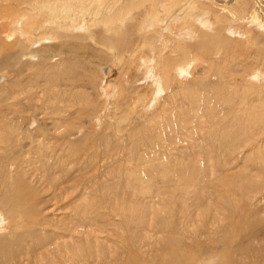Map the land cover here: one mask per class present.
<instances>
[{
	"label": "bare ground",
	"instance_id": "6f19581e",
	"mask_svg": "<svg viewBox=\"0 0 264 264\" xmlns=\"http://www.w3.org/2000/svg\"><path fill=\"white\" fill-rule=\"evenodd\" d=\"M32 1L33 0H18V3L21 2L22 4ZM59 1L61 10L58 12V14L63 15L69 10L68 4L74 0ZM106 1L109 2L108 0H93L92 4L98 7L101 4L106 5ZM114 3L118 4L116 1H114ZM114 3L111 5L108 3L107 8L110 10V7H113ZM16 5L19 6V4ZM136 7L137 10H139L140 7H144L146 10L145 13L143 12L144 14L142 15V18L140 17V19H143V23L148 25L152 29V32L147 33L146 30H142L137 25L135 27L136 29L134 33L136 34L138 39L136 40L138 42H135V44L133 42V48L128 50L129 45L123 44V36L126 37L128 35L127 37H130V33L121 30V28L118 26L110 24L111 26L107 27V31L113 30L112 38H110L111 36L108 35H106L107 37H105V35H99L100 38L98 36L97 38L99 39L94 40L95 43L100 46V49H102L103 53L104 50L107 51V54L106 52L103 54L104 56L98 54V52L95 51V49L91 46H85V48L82 50L79 49V45L77 43H75L72 47L66 43V38H70L66 34L71 33L68 29V25H72L79 20L82 22V24H84L86 16L84 17L79 15L76 19H67L66 21L62 22L64 24L62 29L60 31H55L54 27L46 28L47 26L45 27L43 23L37 22L35 18L29 15L27 10L19 11V7H13L14 10L12 12L17 13L18 15L14 19H9L7 24H5L6 21L4 20L5 23H3V25H6V29L9 28V31L5 34V36L3 35V39H7L8 45L6 44L0 46V51L2 52V54L0 53V69L3 68L4 65L13 66V64H15L17 61L19 62L20 66H29V64H31V58H34L37 55H40L38 59L41 58L42 60L39 61L37 59L39 64H43L46 61L48 62L49 60L46 59L52 56L55 57L56 55H61L60 53H66L68 61L61 60L59 57L58 59L61 60V62L57 64V66L62 65V67L59 72L58 69H52V72H55V83L62 81L63 86L66 88L64 93L68 97V102L72 100V89L74 88L75 84L78 82H91L96 86L95 90L93 91L95 94L91 98L88 96L83 97L82 100L83 102H86L85 104L88 107V111L89 109L90 111L93 110V113L97 110L98 104L100 102L97 101V99L101 98L102 100L104 97L102 104H99V110L97 113L98 116L96 117L97 123L104 121V123L108 124L111 120H114L118 114L122 113L123 111L127 112L129 108L132 113L134 112L136 116H139V119H141V121L139 120V123L135 120H130V122H132L133 125L137 124L134 125L135 128L141 127V131H149L156 137L157 141H159V147L155 152L147 153L148 156H145L146 158L144 155L141 156L142 159H145V164L149 162L150 164H155L157 167L156 172L158 173L156 174L154 170H152V173L157 177V179L152 174L149 184H147L144 188H141L138 182L143 178V172L141 169H139L141 167H139L137 171L132 170V168L134 169V167H132L130 168L132 170L130 172L132 173L133 177L127 186L128 191L137 194L143 199L145 198V204L150 208H152L153 205L157 203V200H159L163 194V185H170L174 186L175 188L181 187L184 191V200L182 201L183 203H181V205L178 207L183 208V213L185 215L190 213V209L195 206L205 207L213 213L214 205L217 204H214V201L223 197H211L213 191L212 194L204 195L203 191L196 188L195 185L200 184L203 188V185L213 182L214 186L218 185L216 187L218 189L219 185L223 186L226 183H229V187L232 188L234 182L240 180L241 183L243 181L242 179H244L245 173L241 174V179H239L236 175L239 173L234 172L233 174L235 177L233 180H231L229 178V173L226 172L230 163L223 165L221 164L222 159L217 158L215 155H203V152H193L192 157L202 158L203 160L201 161H203V163L204 160H212L214 162L208 165L205 170V164L201 169H199V171H197L195 166L189 167L188 170H185L186 166L184 165L186 164L185 161L187 159L184 158L182 152L186 148L184 150L181 149L180 147L182 145L180 147H172L173 144L171 145V148L168 147V145L171 144L169 142L172 141L173 143H176L177 141H180V135L181 139L182 136L187 135V139L190 140L191 143L194 141L198 142L199 140L197 138L195 140L193 139L195 138L194 136H196L194 134L197 133L196 131H203L204 133L202 132L203 136L200 141H202L203 145H206L207 150L210 151L212 147L214 149L216 145L217 147L221 148L226 146L232 148L234 143L240 141V139L237 136L230 137L233 136L231 134L223 135V131L220 128L223 127V125H221V121L226 115H230L229 120H226V122H230L229 125L232 126L233 131L235 126H245L247 129L245 134H248L247 137L249 138V141L243 142V144H241L242 146L240 145L239 148H242L241 150H243V148H247L246 145L249 143L248 149L249 153L251 154V176L258 178L255 181L251 180V184L247 182V184L242 185V192H246L245 195H248V192H251L252 202L255 203V205H258V202L262 203V201H264V92L261 89L263 88L264 90V60H260L263 66L262 69L252 70L255 75L250 74L252 73L251 70L247 72L244 71V66L246 64H244V66H240L239 64L241 61H245V59L247 60V58L250 60L253 58V56L258 57L259 55L257 54V48L260 46L257 41L253 39V37L252 39H249L247 35V32L249 31L248 29L245 30V26L249 27L252 24H255L259 27L261 26V28L264 26V0H137ZM42 8L43 4H39V6L35 7L33 11L39 13ZM113 9L116 8H112V10ZM114 12L111 11V13H113L119 21L123 20V18H126L129 14L131 15V12L128 13V11H126V14L123 13L124 15L120 14V16L117 15L121 12ZM141 14L142 13L138 15L141 16ZM0 18L3 17L0 16ZM18 23L22 24H19L18 26ZM81 26L82 25H76L74 28H80ZM163 26H166L165 30L167 34H163L161 32ZM42 28H46L44 33L40 35L38 34L37 36L32 34L33 31L35 32L36 30ZM140 30L143 31L142 34H139ZM225 31L228 33L232 32L234 35L237 34L238 37H241V35L244 33L245 41L242 43V41H238L236 39L235 42L232 43L230 41L231 38H229V35L227 36V34H225ZM207 35L212 37L211 39L214 41V43L210 44L215 48V54L213 55H209L207 53V47H209V44L205 45L202 44L203 42L205 43V41L201 42V37L203 38L204 36L207 38ZM73 37H75V39L77 38L75 35H73ZM167 37H171L172 40L169 41L172 44L166 43L168 39ZM187 37H191L197 41L193 44L194 50L192 48L191 52L187 49L191 46V43L189 44L185 42L187 41ZM84 38L94 39V34L90 32V34L86 35ZM84 38L82 37V39ZM120 38H122V40H120ZM211 39L209 38L207 40ZM56 41L59 42V44L55 45L54 47L53 44H55L54 42ZM0 43L2 42L0 41ZM23 43L28 44V48L25 49L23 47ZM146 43H150L157 52V56L160 57L157 62L156 59L154 61L147 59V52L145 50ZM255 43L258 45L256 46ZM238 46H244V49L239 51V53H233V50L237 49ZM262 48L264 49V46H262ZM231 49H233L232 52ZM252 49H254V52L252 51L254 55L251 54ZM59 50L65 51L63 52ZM165 50L167 54L161 57V52ZM82 52L87 53V56L90 57L91 60L96 59L94 61L95 67L89 68L90 65H88L89 70L84 69L85 71L79 74L72 73L67 68L64 69L68 63L73 61L72 57L74 55L75 57L78 56L77 58L85 64L86 61L81 59V55L79 56V53ZM224 54L226 56H224ZM23 56L24 58L22 60L21 58ZM212 56L215 57L213 58ZM107 58L109 59V63L107 62L108 64L106 66L104 63L102 64V61ZM216 58H220L222 62L218 64L219 61L217 62ZM141 60H143V63L140 69H142L143 74L149 76L152 83L147 84V89L144 88L140 94L131 95V92L127 87H125V84L131 85L135 79L134 81H131L128 72L131 70H136L139 67V64H135V62H141ZM203 61H207L209 64L203 66ZM200 62L202 64H199ZM102 65H104L102 71L106 79H99V68ZM111 65H114L115 67L113 66V68ZM227 65H230V68H228ZM247 65L249 64L247 63ZM57 66H54L53 68H57ZM191 70L196 75L200 74L202 76L200 79L203 80V85L201 84L200 87L193 86L195 83L189 85V83H192V78L190 80L183 79L190 76ZM241 71L245 72V74ZM10 72L11 69H7L6 72H4L5 76L11 77L12 72ZM118 72H120L119 74L127 77L122 79L121 76L118 75ZM91 74H94V77H97V79H92ZM236 74L237 76L239 75L238 79ZM113 75H117L116 78H114ZM59 76L66 78L61 80ZM211 76H217L218 82L217 79L215 80L211 78ZM241 76L244 77L240 79ZM103 80H105L106 83L102 82ZM202 80L199 82V84L202 83ZM258 80H262V83H256ZM96 81L98 82L95 83ZM160 83H163V88L154 95L155 90ZM242 83H244L245 86L240 87ZM245 96L246 103H242L240 104L241 106L238 107L239 101L245 102ZM79 98L81 97H77V99ZM173 99L177 101H174ZM10 101L12 102V100ZM1 102L4 101L2 100ZM68 102L67 104H69ZM167 103H172V108H167ZM130 105H133V108ZM5 109L3 110L4 112L0 113V144L6 146L12 145L14 146L12 150L15 151L17 143H20V138L22 137V133L25 131L26 127L21 119V115H19L22 114L21 112L8 110L6 106ZM220 111L224 113V116H216ZM86 113L88 114L89 112ZM102 113L104 114L101 115ZM161 114L163 115L162 118H160ZM4 118H6V120H4ZM75 120H77V118L73 117V123H75ZM3 121H7L8 124L3 123ZM10 122H13L14 125H10ZM75 125H78V123ZM114 125L116 126L117 124ZM107 127H104L101 133L106 137L102 136V138L98 139L99 141L107 140ZM217 128H219V131L222 133V136L218 135L219 141L215 139V136L218 134ZM66 129L68 131L67 136H69V138L73 137L74 132L72 133V131H75V129L71 126L66 127ZM120 131H125V128H114L112 132L113 136H117V134L119 135ZM233 134L235 135V131ZM133 137L134 132L132 131L128 134V138L132 139ZM87 139H89V137L85 138V141ZM194 143L193 145H196ZM108 147L109 146H107V148ZM184 147H186V144ZM47 150L48 148L46 145H44L41 149L36 151L34 156L28 155L29 157L26 160H22V158H20L21 160L13 159L14 163L17 164L16 170L18 171L21 166L24 172L21 174V176L24 178V174H26V179L22 178L23 180H20L17 178L18 175L16 174V180L14 183L15 178L8 176V166L10 163H7L6 165L5 177L4 175L0 174V183H5L7 185L10 180H12L14 183L12 186L13 188L10 190V192H8L10 197L5 195V192L1 191L2 188H0V241L2 242L0 244V264H23L24 261L25 264H55L52 263V261L55 260L54 258L52 260H46V254L47 252L50 254V252H52L51 250L55 251V253L58 252L59 255L62 253L63 255L67 256L68 258H65L68 259L69 262L65 264H91L92 262H94L93 264H95V262L96 264H144L146 259H148L150 256L157 255L161 256V259H165L168 253H170V256H173L175 255L174 253L176 251L179 252L180 250L181 252L179 255H177L178 258L176 259V264H256L255 262H252V260H256L255 254L261 260L258 264H264V259H261V255H259L260 253L264 256V249L261 250L259 248V242L255 244L254 234L251 232V230H248L249 236L246 238L249 239L250 242L243 245L231 246L233 237L229 235L224 229V227L227 228L232 226L235 223L234 219L237 217H239V220L241 221H244V219L247 218L250 220V218L246 215L232 217L231 219L234 221H227L220 216L212 217V219H209L206 222L207 224H205L204 227L198 230L199 232L196 236L193 234V232L189 231L187 220L184 226L177 227L176 224H170L164 219L159 220L157 217V219L154 220V225L152 226L149 225L148 220L144 219L146 212L148 211L145 205H139V203H136L134 206H129L127 209H125L124 212L127 211V213H124L122 212V209L118 207V205L122 203H115L111 204L110 208L115 209L112 212H120L122 220L120 224H124L127 227V229L124 230L126 233H128L125 236V240L131 239V241L125 243L126 247L120 246L121 249L114 250L112 245L115 247V245H117V240L112 238L114 236L116 239H119L120 235H112L106 239V242H108V245L110 244L111 247L101 244L98 248L103 249V251L97 249V251H99L98 253H90V249L85 247L83 244L84 238L90 239L105 232L107 234L110 232L111 235L110 228L113 226L115 228L118 227L115 224H111V221L107 222L97 219L96 217H94L92 220L85 221L81 226H79V221L72 219L70 220L68 226H59L60 228L56 227L55 230H51L53 238H44L47 232H45V228L39 225V215L35 218L28 216L26 219H23L24 211L17 209V207L24 196L23 193L28 194L32 181L44 185L42 194L52 192V199L55 195L54 192L57 185V179L52 177L53 175L49 174L48 170L50 169V172L52 171L53 173L57 174L60 172L68 174L69 172L66 170V165H64L63 161H69L68 164L72 165H75L76 161L74 159V155H62L59 158V162L53 165L51 164L50 160H47ZM236 150L234 151L232 149L229 154L230 157L227 154L226 160H228V162H234V154L237 152ZM253 150H255V152L251 153ZM173 151H175V153H173ZM127 152L129 153V151ZM160 152H165V154H168L169 156L166 157L164 155L161 158L160 155L162 153ZM176 153L178 155H176ZM155 154H158V158L153 157ZM36 157H38V159H36ZM175 162L179 165L173 166L172 163ZM165 165L167 166L164 168L163 166ZM144 168L143 171L145 170ZM11 169L10 171H13ZM35 170L38 171V174L36 175H34ZM170 171L173 175L168 174ZM149 172H151V170ZM62 173L60 175H62ZM144 175L147 177L145 172ZM46 176H48V178ZM79 179H81V177H79ZM151 179L155 183H153L154 185L152 186L156 187L154 192L151 191ZM79 182L81 183L80 180ZM30 190L32 191L31 188ZM204 196H206V200L209 201V204L204 203ZM129 198L131 199L130 196ZM51 199H44V203ZM26 203L27 202L23 203L24 206ZM184 203L185 205H183ZM215 206L216 209L225 210L221 206ZM165 207L168 209L170 208L168 202H166ZM263 208L264 207L260 208V210L254 211L253 214H260L262 210L264 211ZM97 217H101V215H98ZM200 220L202 221L203 219L200 218ZM3 221L4 224L2 225ZM219 221L221 223L223 221L225 225L220 226ZM253 222L254 226L263 223V221L256 219L254 215ZM215 225L218 226L216 227ZM88 226H91L92 230L87 231L86 228ZM7 229L10 232H8V234L6 232ZM209 230H211V232ZM112 231L116 234V230ZM137 231H139V234L136 233ZM142 234L147 235L144 236L145 238H142ZM14 235H17L19 238L24 236V239L23 242H19L17 244L18 246H13L11 244L13 246L12 247L10 242L13 241L12 238ZM9 236L12 237L9 238L10 242H7L6 240ZM201 236L205 237V245L202 244V240L200 239ZM64 239H69L70 242L66 243L61 241ZM193 239H195V241ZM54 240L61 241L64 246L62 248L59 247L54 243ZM113 241L115 242L113 243ZM86 244L87 246L90 245L87 242ZM89 247L91 248L92 246ZM22 249H25L27 252L24 253ZM120 251L121 254L119 253ZM52 254L54 253L52 252ZM53 256H55V254ZM26 257L30 260H27ZM66 259L64 260L63 258L62 260L66 261ZM155 261L158 262L157 259H155ZM159 261L161 262L160 259ZM58 263L60 264V262H57V264Z\"/></svg>",
	"mask_w": 264,
	"mask_h": 264
},
{
	"label": "rangeland",
	"instance_id": "374dc122",
	"mask_svg": "<svg viewBox=\"0 0 264 264\" xmlns=\"http://www.w3.org/2000/svg\"><path fill=\"white\" fill-rule=\"evenodd\" d=\"M2 1L0 0V16L3 17V18H0V33H1L0 41L2 42L0 43V46L7 44V39L6 40L3 39V35L5 36V34L9 31V28L6 29V25L4 26L3 23H5L6 21L5 24H7V21H9V19H14L18 15L17 13L12 12L14 10L13 7H19L18 9L19 11L27 10L29 12V15L35 18L37 22L43 23L45 27L47 26L46 28L54 27L55 31H60L64 25L62 22L66 21L67 19L68 20H72L73 18L76 19L79 15H82L84 17L86 16V20L84 21V24H82V22L79 20L73 23L72 25L71 24L68 25L69 26L68 29L71 33L66 34L67 36L70 37V38H66V43H68L71 47L75 43H77L79 45V49H82V50L85 48V46H91L92 48L95 49V51L98 52V54H101L102 56H104L103 54H105V52L107 54V51L104 50V53H103L102 49H100V46L97 45L94 40L99 39L100 38L99 35L101 36L105 35V37H107L106 35H108V36H111L110 38H112L113 30L107 31V27L111 26L110 24H113L114 26H118L121 28V30H124V31H127V33H130L129 35L130 37H127L128 35L126 37L123 36L125 39V40L123 39L124 41L123 44L129 45L128 50L133 48L132 45H134L135 42L136 43L138 42L136 34L134 33L136 29L135 27L137 25L142 30H146L147 33L152 32V29L148 25L143 23V19H140V17L142 18V15L146 12V10L144 9V7H140L141 10L140 9L137 10V7H136L137 0H127V1L126 0H120V1L114 0L118 2V4H115L113 0H108L109 2L106 1V5L101 4L98 7L92 4L93 0L92 1L89 0V2L88 0H74L68 4L69 10L63 15L58 14V12L61 10L59 0H33L32 2H27V3H22V4L21 2L18 3V0H14V1L5 0L3 2ZM21 1H25V0H21ZM102 1H105V0H102ZM15 2L16 4H19V6H17ZM108 3H110V5L114 3L115 7L114 5L113 7L112 6L111 7L116 8V9L112 10V8L109 6L110 7V10H109L107 8ZM39 4H43V8L41 9V11H39V13H37L36 11H33V9L35 7H38ZM115 10L117 12H121V13H118L117 16H120V14L121 15L126 14V11H128V13L131 12V15L129 14L126 18H123V20L119 21L115 17V15L111 13V11L114 12ZM140 13H142L141 16H139ZM47 23H52V24H47ZM19 24H22V23H18L17 25L19 26ZM76 25H82V26L80 28H74L76 27ZM18 26L16 27L19 28ZM245 27H246L245 30L248 29L249 31L247 32L249 39H252L253 37V39L257 41V43L259 44L261 48L260 47L257 48V54H259L258 57L253 56V58H251L250 60L247 58V60L245 59V61L244 60L241 61L239 65L244 66V64H246L245 65L246 67L244 66V71L247 72L251 70L252 73L250 74L255 75V73H253L252 70L262 69L263 67L261 64L262 62H260V60L261 61L264 60L263 58L264 49L262 48V46H264V26L261 28V26L259 27V26H256L255 24H252L249 27L248 26H245ZM46 28L38 29L35 32L33 31L32 34L34 36H37L38 34L40 35L44 33ZM165 29H166V26H163L161 29V32L163 34H167ZM142 30H140L139 34L143 33ZM90 32L94 34V39L84 38L86 35H89ZM225 34H227V36L229 35V38L234 40L233 41L230 39L232 43L235 42L236 39L238 41H242V43L245 41L244 33L241 35V37H238L237 34L236 35L232 34V32L228 33L227 31H225ZM73 35H75L77 38L75 39ZM98 36L99 38H97ZM82 37L85 40L82 39ZM122 38H120V40H122ZM209 38L211 39L212 37H209V35H207V38H205L203 36V38L201 37L202 41L201 40L200 41L201 42L205 41V43L203 42L202 44H205V45L209 44V47H207V53L209 55H213L215 54L214 53L215 48L212 47V45L210 44L214 43V41L213 39L207 40ZM169 40H172L171 37L167 39L166 43L172 44ZM186 40L187 41L185 42L189 44L191 43V46L187 48L191 52L192 48L194 50L193 44L197 41H195L191 37L190 38L187 37ZM48 43H51V42H48ZM54 43H55L53 44L54 47L55 45L59 44V42L57 41ZM258 44H256V46ZM244 46H238L237 47L238 50L231 49V52L233 50V53H239V51L244 49ZM23 47L25 49L28 48V44L23 43ZM75 47L78 48L77 46ZM145 50L147 52L146 54V57H148L147 59H150L151 61H154L156 59V62L160 59V57L157 56V52L155 51L154 47L150 43L145 44ZM253 50L254 49L251 50L252 55H254ZM59 51L64 52L65 50H59ZM0 53L2 54L1 51ZM1 54H0V57H1ZM60 54L61 55L59 56L56 55L55 57L52 56L46 59L49 61L48 62L46 61L43 64H39L38 60L40 61L41 58L38 59L40 55H37L34 58H31V64H29V66L28 65L20 66L19 62L17 61L15 64H13V66L4 65L3 68L0 69V91H1L0 92V96H1L0 97V113L4 112L3 110L5 109V106L8 110L15 111V112H21L22 114H19V115H21V119L24 122V125L26 127L25 131L22 133V137L20 138V143H17L15 151L12 150L14 148V146L12 145L6 146V145L0 144V174L4 175L5 177L6 165L7 163H10L8 166V169H9L8 176H12L15 178L17 174L18 179L20 180L26 179V176H27L26 174H24V178L21 176V174L24 173L21 166L19 168L20 171L16 170L17 164L14 163L13 159L21 160L20 158H22V160L23 159L26 160L29 157L28 155L34 156L36 154V151L41 149L44 145H46V147L48 148L47 160H50L51 164L53 165L59 162V158L62 155L64 156L74 155V159L76 160L75 165L68 164L69 161L68 162L63 161L64 165H66V170L69 172L68 174L62 173V172L57 174V173H53L52 171L50 172V169L48 170L49 174H52L53 175L52 177L57 179V185H56V189L54 192L55 195L52 199H51L53 195L52 192L42 194V189L44 185L36 183L35 181L31 182L30 188L32 189V191L29 188L28 194L23 193L24 196L21 199L17 207V209L24 211L23 219H26L28 216H32L35 218L36 216L39 215L40 217L39 225L45 228V232H47L44 238H47V237L53 238L51 234V230H55V228L59 226L60 227L68 226L70 223V220L72 219H74L75 221H79L80 222L79 226H81L87 220H92L94 217L100 220L107 221V222L111 221L112 222L111 224L113 225L115 224L118 226L115 228L112 225L113 227L110 228L111 235H110V232L109 234L105 232V233L98 234L95 237H92L90 239L84 238V242H83L84 246L90 249V253L95 254L99 252L97 251V249H100L101 251H103V249L98 248L101 244L107 247H111L110 244L108 245V242H106V239L111 237L112 235H120L119 239H116L114 236L112 238L114 240H117V245H115V247L114 245H112V248L114 250L121 249L120 246L126 247L125 243L131 241V239L130 240L127 239L128 241L125 240L126 238L125 236L128 233H126L124 230L127 229V227L124 224H120V222L122 221L121 214L119 211H118L119 213L112 212L115 209L110 208L111 204L122 203L118 205V207L122 209V212H124V210L127 209L129 206H134L136 203H139V205H145L148 211L146 212V216L144 219L148 220L149 225H152V226L154 225V220H156L157 217L159 220L164 219L168 221L170 224H173V225L176 224L177 227L184 226L187 220L189 231L193 232V234L196 236L198 235V232H199L198 230L204 227V225L207 224L206 222L209 219H212V217L220 216L223 219L228 221V220H232L231 219L232 217L246 215L250 218V220L247 218V219H244V221H241L239 220V217H237L234 219L235 223L232 226H229L227 228L224 227L225 231L233 237V242L231 246L243 245V244L250 242V240L246 238L249 236L248 230H251V232L254 234L255 244L259 242L258 243L259 248L261 250L264 249V211L262 210L260 214H253L254 211L260 210V208L264 207V201H262V203L258 202L259 206L255 205V203L252 202V193L248 192V195H245L246 192L244 193L242 192V185L247 184V182L251 184V180L255 181L258 179L256 177L251 176V172H250V155L251 154L249 153V149H248L249 143L246 145L247 148H243V150H241L242 148H239V146L243 144V142L249 141L248 140L249 138L247 137L248 134H245V131L247 130L245 126H242V127L235 126L234 128L235 135H234L232 126L229 125L230 122L229 121L226 122V120H229L230 115L228 116L226 115L225 118L221 121V125H223V127H220V128L223 131V135L231 134L233 136H230V137L237 136L241 141V142L237 141L236 143H234L232 148L227 147V146L224 147L225 149L230 148L231 150L230 149L225 150L224 148L217 147V145L214 147V149L212 147L210 151L207 150L206 145L205 144L203 145L202 141H200L203 136L202 134L204 133L203 131H196L197 133L195 132L196 134H194L196 135L194 136L195 138L192 137L194 140L196 138L199 140L198 142L194 141L196 143L193 142L196 145H193V143H191V141L187 139V135L182 136V139L180 135L179 137L180 141H177L176 143H173L171 141L169 142L171 144L168 145V147L170 148L172 144L174 145V146L172 145V147H176V146L180 147L182 145L180 147L181 149L184 150L186 148L182 152V154L184 155V158L187 159L185 161L186 164L185 165L183 164L184 166H186L185 170H188L189 167L195 166V168H197V171H199V169H201L204 164L206 165L204 166V170H205L208 167V165L214 162L212 160L210 161L204 160V163H203V161H201L203 160L202 158L192 157L193 152L194 153L203 152L202 153L203 155H209V156L215 155L217 158L222 159L221 164L223 165H227V163H230L228 166L229 168L227 167L228 169L226 170V172L229 173V176H230L229 178L231 180H233L235 177L233 174L234 172L239 173V174L235 173L239 179H241L240 175L245 173L244 179H242L243 181L240 183V180H238L236 181L237 184L236 182H234L235 185L233 184L232 188L229 187L230 186L229 183H226L223 186L219 185L218 189L216 188L218 185L214 186L213 182L203 185V188H202V185L200 184L195 185L196 188L201 189L203 191L204 195L212 194V191H213L214 195L212 194L211 197H214V196L223 197V198H219L218 200H215L214 204L217 203L215 205L221 206L225 210L216 209V206L214 205L213 213L215 214H213L212 211L210 212L205 207L195 206L190 209V213L185 215L183 213V208L178 207L181 205V203H183L182 201L184 200L183 199L184 191L182 190L181 187L175 188L174 186H170V185L169 186L163 185L164 186L162 188V191H164L163 194L161 195L160 199L157 198L159 199L157 200V203H155L153 207L150 208L149 206L145 204L146 199L145 198L143 199L137 194H134L133 192L128 191L127 185L133 177L130 171L132 170L137 171L139 167H141L139 169H141L143 172L142 173L143 178L141 179V181H138L141 188H144L147 184H149L151 175L153 174L152 170L156 172L157 167L155 166L154 163L150 164L149 162L145 164L146 161L144 158L142 159L141 156L144 155V157L145 156L147 157L148 156L147 153L155 152L159 147V141H157L156 137L153 134H151L149 131H141V127L135 128L134 125H137V124L133 125L132 122H130V120L132 121L135 120L136 122L139 123V120L141 121V119H139V116H136L134 112L132 113V111H130V108L128 109L127 112L123 111L122 113H120L121 115L118 114L115 117V119L111 120L108 124L104 123V121L103 122L100 121L99 123H97L96 117L98 116L97 113L99 110V104L100 103L102 104L104 97L102 98V100L101 98L97 99V101H100V102L98 104L97 110L93 113H92L93 110L90 111L89 109L88 111V107L85 104L86 102L85 101L83 102L82 100L83 97L88 96L89 98H91L95 94L93 93V91L95 90L96 86L91 82L90 83L78 82L77 84H75L74 88L72 89L73 97L72 98L70 97L72 100L70 99L71 101L68 102V97L64 93L66 91V88L63 86L62 81L55 83V76H54L55 72H52V69L53 70L58 69V72H59L62 65L57 66V64H59L61 60L68 61L66 53H60ZM166 54L167 52L165 50L161 52L160 56L162 57ZM80 55H81V59L86 61L85 64L81 62L80 59L77 58L78 56L75 57L74 55L72 57L73 61H71L72 64L68 63V65H66L64 69L67 68L72 73L79 74V73H83L85 71L84 69L89 70V68L95 67L94 61L96 59L91 60V58L88 57L87 56L88 54L85 52L79 53V56ZM226 55L224 54V56ZM59 57L61 60L58 59ZM23 58L24 56L21 59L23 60ZM89 58H90V61H89ZM216 60L217 62L219 61L218 64L222 62L220 58L218 59L216 58ZM107 62L109 63L108 58L104 59V61H102V64L104 63L107 66L108 64ZM142 63H143V60H141V62H135V64H139V67L136 70H131L130 72H128L131 81H134L135 79V81L131 83V85L125 84V87L129 89V91L131 92V95L140 94L141 91L144 88H146L147 84L152 83L149 76H147L146 74H143L142 69H140ZM202 63H204L203 66L209 64L207 61L206 62L203 61ZM202 63L200 62L199 64H202ZM247 63L249 65H247ZM88 65H90L89 68H88ZM54 66H57V68H53ZM103 66L104 65H102L99 68V71H100L99 79H106L102 71ZM113 66L111 65V67ZM227 67L230 68V65H227ZM245 68H249V69H245ZM7 69L9 70L11 69V72H12V73L10 72L12 75L11 77L5 76L4 72H6ZM245 72L243 73L245 74ZM119 73L120 72H118V75H120L122 79H124V77H127ZM190 73L191 74L188 78L187 77L183 78L184 80H190L192 78L191 79L192 83H189V85H192L193 83H195L193 86H196V87H200L201 84L203 85V80L200 79L202 78V76L200 74L196 75L192 70ZM91 75H92V79H97V77H94L95 76L94 74H91ZM116 76L117 75H113L114 78H116ZM59 77L61 80L66 78L63 76H59ZM236 77L238 79L239 75L237 76L236 74ZM242 77L244 76H241L240 79ZM211 78L216 80L217 76H211ZM201 80H202V83L199 84ZM97 82L98 81H96L95 83ZM102 82L106 83L105 80H103ZM217 82H218V79H217ZM256 83L261 84L262 80H258V82ZM242 86H245V84L242 83L240 87ZM162 88H163V83H160L158 87L156 88L154 95L158 91H160ZM261 90L264 92L263 88ZM77 97H81V98L77 99ZM2 100L4 102H1ZM10 100H12V102ZM174 101H177V100H174ZM67 102L70 105L67 104ZM242 103L243 104L246 103V96H245V102L244 101L238 102V105H239L238 107H240L241 106L240 104ZM25 106H26V110H25ZM130 106L132 107L133 105H130ZM166 106L168 108V107L173 106V104L167 103ZM86 112H89L90 114L89 113L87 114ZM103 114L104 113H102L101 115ZM160 116H161L160 118H162L163 115L161 114ZM216 116H219V117L224 116V113L220 111ZM73 117L77 118V120H75V123H73ZM4 120H6V118H4ZM3 123L8 124L7 121H3ZM77 123L78 125H75ZM9 124L14 125L13 122H10ZM114 124H117V125L115 126ZM68 126H71L75 129V131L71 130L72 133L74 132L73 133L74 136L70 138L69 136H67L68 131L66 127ZM104 127H107L108 129L106 131L107 140L99 141L98 139L102 138V136L106 137L104 134L103 135L101 134ZM114 128H120V129L125 128V131L123 132L120 131L119 135L117 134V136H113L112 132ZM217 129L216 130L218 134L217 136H215V139L219 141L218 135L222 136V133L221 131H219L220 130L219 128ZM132 131L134 132V137L132 139H129L128 134ZM117 132H118V129H117ZM88 137L89 139L85 141V138H88ZM185 144H186V147H184ZM107 146L109 147L107 148ZM232 149L234 151L237 149L236 150L237 152L234 154L235 160L233 163L230 161L228 162V160H226L227 154L229 156ZM126 150L129 151V153ZM254 152L255 150L251 151V153H254ZM160 153H162L160 155L161 158L164 155L166 157L169 156L168 154L166 155L165 152H160ZM173 153H175V151H173ZM176 155L178 154L176 153ZM232 155H233V152H232ZM157 156L158 154L153 155V157H157ZM31 159L34 160L33 158ZM36 159H38V157H36ZM223 159H225L227 162ZM172 164L173 166L179 165L176 162ZM166 166L167 165L163 167L165 168ZM132 167H134V169ZM148 167H149V170H148ZM130 168H132V170ZM143 168L145 169L144 171H143ZM10 169L13 171H10ZM150 170L151 172H149ZM144 172L147 174V177L144 175ZM61 173L62 175H60ZM157 173L158 172H156V174ZM36 174H38L37 170H35L34 172V175ZM168 174L173 175L171 171ZM48 176L46 177L48 178ZM79 177H81V179H79ZM154 177L157 179L155 175ZM15 180L16 178L14 179V183H15ZM79 180L81 181V183L79 182ZM14 183L12 182V180H10V182L7 183V185L5 183H0V188H2L1 191H4L5 195H8V192H10V190L13 188L12 186ZM153 183L154 182L151 179V187L153 188V189L151 188L152 192H154L156 188L155 186H152L155 184ZM8 196L10 197V195ZM129 196L131 197V199L129 198ZM204 197H205L204 203L209 204V201L206 200V196ZM44 199H51V200L44 203ZM24 202H27L25 206L23 204ZM126 202H127V206H126ZM166 202L169 203V207H170L169 209L165 207ZM183 205H185V203ZM124 213H127V211H125ZM98 215H101V217H97ZM253 215L255 216L256 219L263 221V223L254 226ZM200 218L203 220L201 221ZM219 223H220V226L225 225L223 221L222 223L219 221ZM3 224H4V221L2 225ZM215 226L217 227L218 225H215ZM86 229L87 231L92 230L91 226H88ZM7 230L6 232L8 234L9 230L8 231ZM112 230H116V234ZM209 231L211 232V230ZM121 232H122V236H121ZM136 233L139 234V231H137ZM146 235L147 234H142L141 237L143 236L142 238H145L144 236ZM16 236L17 235L13 236L12 238L13 241L11 242L9 238H11L12 236L11 237L9 236L7 240L6 239L5 240L7 242H10V245L12 244L13 246L15 245L18 246L17 244L19 242H23L24 236H22L21 238H19L18 236L16 237ZM195 239L193 240L195 241ZM200 239L202 240V244L205 245L206 243L205 237L201 236ZM61 241H64L66 243L70 242L69 239H64ZM61 241L54 240V243L62 248L64 244H62ZM86 242L89 243L90 244L89 246H92V247L90 248L89 246H87ZM114 242L115 241H113V243ZM1 243L2 242L0 241V244ZM22 251L24 253L27 252L25 249H22ZM51 251L55 254V256H53L54 254L50 252L51 256H53L51 257L49 252L46 251L47 252L46 260L47 259L52 260L54 258L56 261L54 260L52 261V263H55V264H57V262H60V264H65L69 262V260L65 258L67 256L63 255L62 253L61 255H59L58 252L55 253V251L53 250ZM121 251L119 252L120 254H121ZM180 252L181 250L179 252L176 251L174 253L175 255L173 256L172 255L170 256V253H168L165 259L163 258L161 259L160 258L161 256H157V255L150 256L149 257L150 259L149 258L148 259L145 258V259L146 261L148 260L147 261L148 264L150 263L151 264H158V263L163 264V262L164 264H176V259L178 258L177 255H179ZM259 255H261V259H264V256L262 254L259 253ZM19 256H23V255H19ZM255 256H256V260H252V262H255L256 264H258L261 260L257 257L256 254ZM62 257L64 258V260L66 259V261L62 260L63 259ZM26 259L30 260L27 257ZM155 259H157L158 262H156ZM159 259L161 260V262L159 261ZM146 261L144 264H147ZM93 263L94 262H92L91 264ZM23 264H25V261L23 262Z\"/></svg>",
	"mask_w": 264,
	"mask_h": 264
}]
</instances>
